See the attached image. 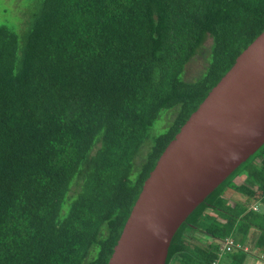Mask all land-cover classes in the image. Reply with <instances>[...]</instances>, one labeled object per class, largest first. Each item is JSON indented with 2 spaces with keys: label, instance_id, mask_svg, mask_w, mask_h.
<instances>
[{
  "label": "trees",
  "instance_id": "16d2710c",
  "mask_svg": "<svg viewBox=\"0 0 264 264\" xmlns=\"http://www.w3.org/2000/svg\"><path fill=\"white\" fill-rule=\"evenodd\" d=\"M22 1L0 20V264H108L162 151L264 30V0ZM254 202L264 142L181 223L165 264L264 258Z\"/></svg>",
  "mask_w": 264,
  "mask_h": 264
},
{
  "label": "water",
  "instance_id": "95a60500",
  "mask_svg": "<svg viewBox=\"0 0 264 264\" xmlns=\"http://www.w3.org/2000/svg\"><path fill=\"white\" fill-rule=\"evenodd\" d=\"M264 142V30L166 145L144 180L108 264H165L187 216Z\"/></svg>",
  "mask_w": 264,
  "mask_h": 264
},
{
  "label": "rangeland",
  "instance_id": "374dc122",
  "mask_svg": "<svg viewBox=\"0 0 264 264\" xmlns=\"http://www.w3.org/2000/svg\"><path fill=\"white\" fill-rule=\"evenodd\" d=\"M16 1H18V0H0V20H7V19L14 20L15 16H14V14L12 12L10 13V11H12L11 9H13V8H15V9L17 8L16 5L18 4V2H16ZM20 1H22V0H20ZM3 8H8V10L3 11ZM208 43H210V39L209 38L205 41V45L207 46ZM205 49H203L204 53H198L186 65V67H185V77L187 79H192V78L196 77L203 70L204 66L206 65V62L204 60V58L206 56V53H205L206 50ZM165 122H166V120L163 121V122L160 121V120L157 121V123L155 125V127H158L157 130L163 129L165 127ZM147 149H148L147 146H142V148L140 149V151L138 152V154L136 156L137 157V160H136L137 162H139L141 160L142 155L146 153ZM232 180L233 179H231L230 181H232ZM230 181H228V182L230 183ZM228 195H229L228 197H229V200H230L229 201L230 204H233V201H235V202H243L244 201V198L241 199L240 198L241 195L239 193L234 192V191H230V194H228ZM253 204H256V208H258V211L261 210L264 213V204H261L259 202H254ZM195 234H196L195 236H199V233H195ZM256 235H257V233H255V231H253V229H251V231H249V234H248L249 243H250V240H253L256 237ZM190 239H192V238H190ZM246 248H248V247H246ZM252 253L253 254L256 253V250L253 249ZM258 254L259 253L257 252L256 256L247 255L245 257V260H244L243 264H264V258L261 259V255H258Z\"/></svg>",
  "mask_w": 264,
  "mask_h": 264
},
{
  "label": "clouds",
  "instance_id": "9594fccd",
  "mask_svg": "<svg viewBox=\"0 0 264 264\" xmlns=\"http://www.w3.org/2000/svg\"><path fill=\"white\" fill-rule=\"evenodd\" d=\"M251 207H253V208H256V204H253V205H251ZM231 239L234 243H235V245L230 249V250H233V249H236L237 247H238V243L235 241V240H233L232 238H230V237H225V238H223L222 240H221V242H218L219 244H220V248H221V246H222V243L225 241V239ZM244 248V247H243ZM244 251L247 253V255H253V256H255L252 252H251V250H248V248H244ZM246 255V256H247ZM261 256H262V254H261ZM263 257H261V259H262Z\"/></svg>",
  "mask_w": 264,
  "mask_h": 264
},
{
  "label": "built area",
  "instance_id": "2783aa9c",
  "mask_svg": "<svg viewBox=\"0 0 264 264\" xmlns=\"http://www.w3.org/2000/svg\"><path fill=\"white\" fill-rule=\"evenodd\" d=\"M235 243L231 239H225V241L222 243L221 249H227L230 250Z\"/></svg>",
  "mask_w": 264,
  "mask_h": 264
}]
</instances>
